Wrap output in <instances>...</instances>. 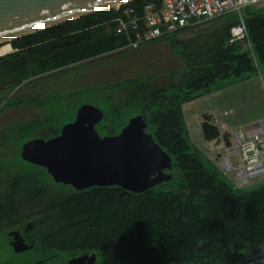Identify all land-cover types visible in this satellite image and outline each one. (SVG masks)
<instances>
[{
  "label": "trees",
  "instance_id": "16d2710c",
  "mask_svg": "<svg viewBox=\"0 0 264 264\" xmlns=\"http://www.w3.org/2000/svg\"><path fill=\"white\" fill-rule=\"evenodd\" d=\"M115 15L102 11L8 42L12 52L0 56V92H6L2 101L25 83L127 49L126 36L111 23ZM245 18L248 40L240 42H232L231 29L239 23L235 15L160 39L170 40L187 66L181 81L172 86L128 80L115 86L128 90L119 102L111 94L101 96L100 88L91 92L104 112L98 134L118 135L132 118L142 116L146 133L172 160L167 171L172 180L139 194L118 186L77 191L56 184L46 169L26 162L0 191L1 203L8 208L0 209V216L10 212L13 198L39 202L38 222L43 223V236L51 238L48 244L63 251L95 252L106 264H264V254L257 256L264 253V181L252 190L237 187L192 141L183 111L185 104L264 74V9H248ZM219 19L225 23L204 30ZM188 30H196V36L175 39ZM62 99L16 100L10 107L35 105L50 107V112L19 124L14 134L23 137L24 144L59 136L76 119L73 112L63 120ZM204 119V139L220 140L211 117ZM18 150L20 155L22 147ZM4 222L0 218V225Z\"/></svg>",
  "mask_w": 264,
  "mask_h": 264
},
{
  "label": "rangeland",
  "instance_id": "374dc122",
  "mask_svg": "<svg viewBox=\"0 0 264 264\" xmlns=\"http://www.w3.org/2000/svg\"><path fill=\"white\" fill-rule=\"evenodd\" d=\"M224 23V19H219L213 25H206L204 30L213 31ZM196 33V30H188L177 34L175 39L187 41L195 37ZM1 52L11 53V45L2 44L0 56H4ZM186 68L184 59L175 52L173 43L170 40H159L137 50L116 51L42 76L14 90L4 101L2 99L6 92H0V165L3 166V169L0 168V191L8 187L11 178L21 172L23 167L28 166L22 160L18 150L23 147L24 138L16 136L14 131L19 124L43 119L50 112V107L41 109L35 105L21 104L10 107L16 100L31 96L61 97L63 99L60 104L62 111L65 112L64 120L73 112L76 117L79 108L84 103L101 106L92 100L91 92L95 88H100L101 96L111 94L115 101L119 102L126 96L128 90L115 87L116 85L128 80H145L157 87H169L181 81L182 73ZM260 69L264 72V65H260ZM70 96L73 97L70 98ZM230 111L233 114L225 117L224 113ZM184 115L191 129L192 141L196 146L205 155H217L220 150L214 149L210 152L206 142L200 139L202 133L196 130L197 119L203 122L204 116L211 115V122L215 125L213 121L217 117L220 122L218 124L220 131L244 126L251 122H261L264 127V91L259 76L228 85L218 92L185 105ZM124 128L119 130L118 135ZM44 133L47 136L50 135L47 131ZM100 136L105 137L102 134ZM219 141L221 143V140ZM263 181L258 180L248 187L251 190L258 188ZM10 254L7 239L4 235H0V264L5 262Z\"/></svg>",
  "mask_w": 264,
  "mask_h": 264
},
{
  "label": "water",
  "instance_id": "95a60500",
  "mask_svg": "<svg viewBox=\"0 0 264 264\" xmlns=\"http://www.w3.org/2000/svg\"><path fill=\"white\" fill-rule=\"evenodd\" d=\"M128 1L132 0H0V45ZM103 120L100 108L84 104L59 136L25 143L21 158L46 169L56 184L77 191L118 186L139 194L172 180L167 173L172 160L146 133L142 116L132 118L117 136L98 134L96 126ZM16 246L17 252L26 250Z\"/></svg>",
  "mask_w": 264,
  "mask_h": 264
},
{
  "label": "built area",
  "instance_id": "2783aa9c",
  "mask_svg": "<svg viewBox=\"0 0 264 264\" xmlns=\"http://www.w3.org/2000/svg\"><path fill=\"white\" fill-rule=\"evenodd\" d=\"M248 9H264V0H132L108 10L116 14L111 23L118 34L126 36L127 49L137 50L194 25L228 15L239 19L231 29L232 42L248 40L245 18ZM259 79L264 91V74H259ZM231 114L232 111L225 112L224 116ZM213 122L219 126L217 117ZM202 125L203 122L197 120L199 133H202ZM220 132L224 152L217 166L219 170L239 188L264 180V127L261 122Z\"/></svg>",
  "mask_w": 264,
  "mask_h": 264
},
{
  "label": "flooded vegetation",
  "instance_id": "af4514ba",
  "mask_svg": "<svg viewBox=\"0 0 264 264\" xmlns=\"http://www.w3.org/2000/svg\"><path fill=\"white\" fill-rule=\"evenodd\" d=\"M9 206L10 212L0 216L6 219L5 224L0 225V235L7 239L11 254L1 264H106L95 252L63 251L51 246V238L43 236L44 231L40 229V224L42 226L43 223L38 222L39 202L28 204L23 198H13ZM0 209L8 210L7 205L1 203V199ZM16 243L17 249L26 250L17 252L14 247Z\"/></svg>",
  "mask_w": 264,
  "mask_h": 264
},
{
  "label": "crops",
  "instance_id": "0c3cea01",
  "mask_svg": "<svg viewBox=\"0 0 264 264\" xmlns=\"http://www.w3.org/2000/svg\"><path fill=\"white\" fill-rule=\"evenodd\" d=\"M193 102H191V104H192ZM190 103H188V105H189ZM185 105H187V104H185ZM185 105L183 106V110L185 111ZM205 115H208V114H205ZM209 116H211V115H209ZM196 118H198L197 116H195ZM198 120V119H197ZM220 123V122H219ZM252 123V122H251ZM254 123V122H253ZM248 124H250V123H248ZM188 125V124H187ZM221 125V124H220ZM247 125V124H246ZM222 126V125H221ZM245 126V125H244ZM188 128H189V132H190V136H191V138H192V135H191V129H190V127H189V125H188ZM201 140H203V141H205L206 142V146L209 148V151L210 152H212V151H214V149H217V150H220V151H218L217 152V155H215V156H210V155H206L211 161H213L217 166H218V163H219V160H220V157H221V155L223 154V152H224V149H223V147H222V144L220 143V141H212V142H208V141H206L205 139H204V137H203V135H201V138H200ZM212 144H214V146L216 147H214V146H212Z\"/></svg>",
  "mask_w": 264,
  "mask_h": 264
},
{
  "label": "bare ground",
  "instance_id": "6f19581e",
  "mask_svg": "<svg viewBox=\"0 0 264 264\" xmlns=\"http://www.w3.org/2000/svg\"><path fill=\"white\" fill-rule=\"evenodd\" d=\"M122 3H119L118 5H121ZM5 44V43H4ZM11 49H12V47H11ZM9 52H7V53H5L4 54V52H1V55H6V54H8Z\"/></svg>",
  "mask_w": 264,
  "mask_h": 264
}]
</instances>
